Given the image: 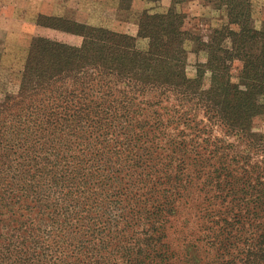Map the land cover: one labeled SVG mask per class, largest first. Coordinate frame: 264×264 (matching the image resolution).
Here are the masks:
<instances>
[{
	"label": "trees",
	"instance_id": "trees-1",
	"mask_svg": "<svg viewBox=\"0 0 264 264\" xmlns=\"http://www.w3.org/2000/svg\"><path fill=\"white\" fill-rule=\"evenodd\" d=\"M170 1L137 37L39 16L82 43L34 38L0 102V264H264V30L252 0H205L227 21L204 41Z\"/></svg>",
	"mask_w": 264,
	"mask_h": 264
},
{
	"label": "rangeland",
	"instance_id": "rangeland-1",
	"mask_svg": "<svg viewBox=\"0 0 264 264\" xmlns=\"http://www.w3.org/2000/svg\"><path fill=\"white\" fill-rule=\"evenodd\" d=\"M252 4L256 12L255 16L253 14V26L257 30H264V1L252 0ZM171 7L173 5L170 0H0V102L7 96L18 95L22 72L34 38L46 37L73 46L82 43L79 36L40 27L37 24L39 16L61 17L132 36L138 30V20L142 13H165ZM175 9L186 17L185 30L204 41H208L213 31L227 21L224 10H216L205 0H189L175 6ZM138 47L146 50L148 40L138 39ZM185 48L189 57L187 74L194 78L195 64L205 60L204 53L196 52L197 43L193 40L187 41ZM240 68V63L236 62L233 69L235 78ZM253 131L264 134V117L254 120ZM185 222L184 216L173 220V229L169 232L173 242L182 238L180 232ZM189 235L195 240L201 233L193 225V234L189 232ZM237 251V248L234 249L235 255ZM211 254L208 255L210 259L216 255L212 251Z\"/></svg>",
	"mask_w": 264,
	"mask_h": 264
},
{
	"label": "crops",
	"instance_id": "crops-1",
	"mask_svg": "<svg viewBox=\"0 0 264 264\" xmlns=\"http://www.w3.org/2000/svg\"><path fill=\"white\" fill-rule=\"evenodd\" d=\"M139 1H143V0H139ZM262 1H264V0H262ZM162 3H164V2H162ZM255 10H254V16H255ZM137 34H138V30H136V32L134 33V34H132V36H134V37H137Z\"/></svg>",
	"mask_w": 264,
	"mask_h": 264
}]
</instances>
